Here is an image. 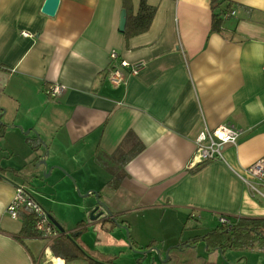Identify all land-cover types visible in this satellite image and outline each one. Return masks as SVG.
Wrapping results in <instances>:
<instances>
[{
    "label": "crops",
    "instance_id": "crops-1",
    "mask_svg": "<svg viewBox=\"0 0 264 264\" xmlns=\"http://www.w3.org/2000/svg\"><path fill=\"white\" fill-rule=\"evenodd\" d=\"M47 1L0 0V139H13L8 150L25 164L44 160V175L64 171L71 186L67 174L80 183L77 176L90 168L111 215L91 220V245L81 238L84 227L68 231L42 207L30 184L20 182V169L1 166L0 264H201L190 246L200 232L193 222L264 218V202L250 195L243 179L246 168L264 161V0L224 3L227 14H235L226 16L221 33L212 31L211 0H146L157 7L154 20L130 37L120 31L123 0H59L54 16L42 11ZM131 1L136 11L140 0ZM112 51L143 69L125 70V83L113 85ZM56 85L64 91L51 97ZM224 124L241 131L237 144L225 146L223 160L189 168L198 135ZM129 134L144 150L118 165L119 149L132 143ZM111 167L122 176L116 191L107 188ZM19 186L65 234L55 226L54 237L37 227L40 236H20L23 216L32 211L22 209L17 219L7 213ZM156 211L162 222L169 215L175 233L158 234ZM118 224L130 241L115 230ZM187 227L196 233H185ZM75 232L82 253L54 254L53 242ZM129 243L150 252L137 254ZM125 255L132 261H115Z\"/></svg>",
    "mask_w": 264,
    "mask_h": 264
},
{
    "label": "rangeland",
    "instance_id": "rangeland-1",
    "mask_svg": "<svg viewBox=\"0 0 264 264\" xmlns=\"http://www.w3.org/2000/svg\"><path fill=\"white\" fill-rule=\"evenodd\" d=\"M8 132L11 134L10 132L14 131ZM9 145H16V142L9 136L0 139V167L12 165L20 169V182L22 183V181H24V183H28V185L30 184V190L33 192L34 197L39 201L42 207L49 212L55 213L57 219L68 231L78 228L79 225L84 227L85 230L83 231L81 238L83 241H87L91 245H95L94 235L96 231L93 229V225H91V217L93 211L97 207V200L95 195L90 197L85 196H87L89 191L95 193L100 189V184H98V186L96 185L99 181L98 177L94 176L96 173L90 170V168L84 169L82 174L77 176L78 179H80V177L82 179L80 183L77 182L76 178L67 174L68 178L71 180L72 186L74 187L73 189V187L69 185L70 183L68 179H65L66 177H64V171H62L63 173L55 171L53 175L46 178L44 175L46 166L45 164H41L42 160H38L36 165H34V162L32 163V161L25 164L24 157L20 156V154L16 155L8 150ZM91 154L92 151H86L85 153L86 157ZM41 170L43 171L41 172ZM65 182H68V185H65ZM89 187H98V190ZM156 212L159 213L160 211ZM106 214L107 213H105V215ZM152 214L157 215L155 212ZM161 217V212L159 213V217H153L155 218L153 225L155 226L158 234L162 236L163 233H175V231H177V227H175V224L168 219L169 215H164L163 222L160 220ZM18 222L21 224L20 220H18ZM193 224L196 227L195 229H199L200 232L192 235L191 238L194 239L195 242H193L190 246L197 251L201 256V259H203L201 264H264V251H261L258 248L251 251L226 249L223 253L220 250H215L213 248L206 250L207 245L203 239L204 235L213 231L218 226V218L209 217L204 223L193 222ZM117 226L118 227H116L115 230L118 232L125 231V240L127 238V241H130V239L128 240L130 233L125 226H122L121 224H118ZM189 230L190 228L187 227L185 233H196V230ZM196 235H199L200 237L196 238ZM114 237L117 239L116 235H114ZM121 239L124 240L123 237ZM186 239H189L188 236H185V240ZM131 246L132 250H134L137 254L141 252L134 249L132 244ZM144 258L146 257H141V259ZM154 258H157L158 262L161 263V260L156 254L154 255ZM119 259L127 262L132 261L131 257H128L127 255L122 257L119 256L118 258H115V261ZM162 260H165V257Z\"/></svg>",
    "mask_w": 264,
    "mask_h": 264
},
{
    "label": "trees",
    "instance_id": "trees-1",
    "mask_svg": "<svg viewBox=\"0 0 264 264\" xmlns=\"http://www.w3.org/2000/svg\"><path fill=\"white\" fill-rule=\"evenodd\" d=\"M229 0H211L212 3V31L221 33L223 30L224 22L226 20L227 12L230 7H223V4ZM123 8L127 12L128 21L125 36H136L145 33L149 30L157 7L150 5L146 0H140L138 9L134 11L131 0H123ZM130 145H123L119 149L118 165L129 161L137 156L144 150V146L139 142L133 134H129L126 141ZM209 163V162H206ZM204 163L203 165H205ZM202 166V165H200ZM123 167V166H121ZM199 168V167H197ZM111 172L112 180L109 183L108 190L116 191L119 183L122 181L119 171L116 168H107ZM102 192H97L101 196ZM100 198V197H99ZM228 223L219 225L215 230L208 234L204 240L209 248L220 250L222 253L226 249L251 251L255 248L264 251V218H234L224 217ZM37 217L33 212H26L23 216V226L20 232L21 237H38L36 230ZM51 226L55 229V225L51 222ZM56 231V229H55ZM79 233H71L58 237L52 244L51 249L54 254L62 255L65 258H76L81 254V249L76 244L75 239ZM91 264H98L91 262Z\"/></svg>",
    "mask_w": 264,
    "mask_h": 264
},
{
    "label": "built area",
    "instance_id": "built-area-1",
    "mask_svg": "<svg viewBox=\"0 0 264 264\" xmlns=\"http://www.w3.org/2000/svg\"><path fill=\"white\" fill-rule=\"evenodd\" d=\"M235 12L227 14V17ZM110 69L108 79L113 85L125 83L124 71L128 70L131 75L138 74L143 65H131L126 60H119L116 51L110 53ZM264 72V67H263ZM64 88L56 85L48 90L51 97L59 96ZM241 135V131L233 124H224L214 130L202 131L196 139V148L189 164V168L203 165L206 162L223 160V152L226 145H236ZM244 180L247 183L249 193L253 198H258L264 202V161L255 162L244 170ZM29 209L37 215V230L45 237H54L55 229L51 226L48 212L33 198L29 190L24 186L16 188L15 196L7 207V213L12 219L19 218L22 209ZM221 224L228 221L220 218Z\"/></svg>",
    "mask_w": 264,
    "mask_h": 264
},
{
    "label": "water",
    "instance_id": "water-1",
    "mask_svg": "<svg viewBox=\"0 0 264 264\" xmlns=\"http://www.w3.org/2000/svg\"><path fill=\"white\" fill-rule=\"evenodd\" d=\"M58 5H59V0H48L42 11L46 15L54 16L56 11H57ZM126 25H127V12L124 10L121 14V20H120V31L122 33L125 32ZM41 164H45L46 171H47L46 162L43 160ZM49 174L50 173L46 172L45 176H49ZM95 195L97 196V207L93 211L92 217H91V220L94 222L102 220L105 217V213H107L108 215H111V212L109 211V208L107 207V205L101 201V199L99 198V196L97 194H95ZM50 220H51V218H50ZM54 223H55V226L58 228V230L62 234H65V230L60 226V224H58L57 222H54ZM155 251L158 253V255L160 257V253L158 252V250L155 249ZM148 252H150V250H148ZM148 252H140L139 254L146 255Z\"/></svg>",
    "mask_w": 264,
    "mask_h": 264
},
{
    "label": "bare ground",
    "instance_id": "bare-ground-1",
    "mask_svg": "<svg viewBox=\"0 0 264 264\" xmlns=\"http://www.w3.org/2000/svg\"><path fill=\"white\" fill-rule=\"evenodd\" d=\"M57 262H58V264H62L60 259H58Z\"/></svg>",
    "mask_w": 264,
    "mask_h": 264
}]
</instances>
